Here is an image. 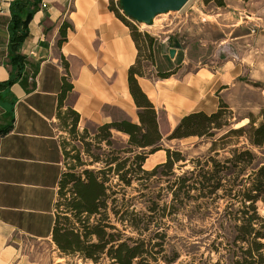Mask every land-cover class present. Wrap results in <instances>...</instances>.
<instances>
[{
  "label": "crops",
  "instance_id": "obj_1",
  "mask_svg": "<svg viewBox=\"0 0 264 264\" xmlns=\"http://www.w3.org/2000/svg\"><path fill=\"white\" fill-rule=\"evenodd\" d=\"M12 1L0 0V83L12 71L6 24ZM215 6L208 14L213 18H201L189 41L172 44L168 35L155 43L153 74L174 73L138 76L158 109L163 134L186 113L216 110L221 97L234 110L264 106V0H226ZM210 20L225 27L223 36L208 32ZM250 21L255 30L244 29ZM62 25L67 38L58 43ZM211 44L223 52L203 58ZM21 50L27 56L22 76L0 84V264L16 262L20 237L52 238L59 180L66 168L67 129L58 111L76 109L80 131L123 117L139 120L128 83L138 48L110 0H41ZM66 74L73 87L62 100Z\"/></svg>",
  "mask_w": 264,
  "mask_h": 264
},
{
  "label": "trees",
  "instance_id": "obj_2",
  "mask_svg": "<svg viewBox=\"0 0 264 264\" xmlns=\"http://www.w3.org/2000/svg\"><path fill=\"white\" fill-rule=\"evenodd\" d=\"M204 1L226 4V0ZM40 2L13 0L11 3V14L6 24L12 71L2 84L12 83L25 71L27 56L21 48L29 33V22L39 9ZM120 6L121 0H110L111 9L129 25L138 48L137 58L129 67L128 83L138 106L139 120L123 117L97 124L91 135L88 126L81 131L78 129L80 113L72 106H68L63 113L58 111L69 136L64 138L66 168L59 180L52 239L61 254L77 255L91 260L93 264H264V214H261L258 204L259 200L264 202V161L257 160L258 154L250 147L235 146L231 149L232 154L224 158L210 153L192 157V167L175 179L171 178L176 162L186 160V157L180 150L163 145L164 134L159 124L158 109L138 80V76H148L143 69V58L155 64L157 38L148 30H140L136 20L122 12ZM66 38L62 25L58 43ZM172 73L174 70H158L153 75L168 77ZM67 77L66 74L63 78L62 100L73 87ZM231 117L232 108L221 97L219 107L214 111L200 109L181 116L168 138L212 136L211 150H215L219 144H224L222 147L229 144L233 136L246 135L253 145L264 146V119L256 123L250 116L248 123L234 126L230 122ZM219 131H222L221 134L216 136ZM116 135L125 137L123 145L115 146ZM163 148L166 150L165 159L151 169L145 168L146 159ZM94 163L99 166H86ZM185 164L187 162H183L182 166ZM234 166L237 167L236 175L230 182L224 177L231 173ZM158 172L164 175L162 178L173 192V200L209 197L222 188L226 194L241 201L227 202L218 218L216 236L206 243L205 250L219 253L217 259L212 260L210 253L205 256V251L200 250L201 242L184 243L181 249L191 258H180L182 250L168 240L163 221L165 216L181 207L190 210L191 218L207 216L214 202L162 203L150 196L148 199L152 202H147L146 211L136 209L135 202H130L132 197L126 196L127 187L138 180L146 188L151 185L150 178ZM112 174L117 177L115 184L111 183ZM110 198L114 202H108ZM110 209L120 225L112 222ZM210 230L207 226L192 230V233L202 235Z\"/></svg>",
  "mask_w": 264,
  "mask_h": 264
},
{
  "label": "rangeland",
  "instance_id": "obj_3",
  "mask_svg": "<svg viewBox=\"0 0 264 264\" xmlns=\"http://www.w3.org/2000/svg\"><path fill=\"white\" fill-rule=\"evenodd\" d=\"M217 5V4H216ZM121 11L123 12L121 6ZM215 10H217L215 3L205 2L204 0H189L180 10H169L166 12H161L155 16V18L150 22H140L137 21V24L140 28V30H148L150 33L154 34L156 36V42L159 38L165 37L170 35L171 36V43H179L182 44L183 41H189L190 38L193 36V30L198 25L202 24L200 21L201 18H213L212 16H209V13H214ZM222 16V15H221ZM218 18V22L223 23V17L221 19ZM224 21H229L227 18ZM231 21V20H230ZM255 22V20H251ZM248 22L246 27L244 26V29L247 30L248 27L251 31V28L253 27V30L257 28L256 24H253L252 22ZM208 22L206 24V27L211 31L210 33L214 36H223L224 31L223 28L220 27V24L216 23V20L213 21H206ZM210 23V24H209ZM179 26H183L186 30L184 31L183 28L178 31ZM186 26V27H184ZM225 31H227L225 29ZM170 40V39H169ZM168 40V41H169ZM184 42V43H185ZM183 43V44H184ZM223 52V47L219 46L217 44H211L210 47L207 49L205 53H203V58L207 55H210L211 57H218V55ZM209 59V58H208ZM207 59V60H208ZM143 69L145 70L146 74L148 76H153V66L152 64L143 58L142 60ZM261 86L263 84H260ZM240 106V105H239ZM244 116L248 117V123L250 121V116H252L256 123L264 119V106L260 107L257 111H252L249 109L244 110L238 107L237 110L232 109V117L230 118V122L234 126H240L243 125L241 122L243 121L242 118ZM242 120V121H241ZM245 123V124H246ZM97 125L96 124H90L89 125V131L92 135V133L96 130ZM165 127L163 130L165 131ZM168 132H164V138H163V145L168 146L174 149H178L182 152V154L185 155L186 160H180L176 162L174 165V174H171V178L175 179L177 176L183 174L185 170L192 167V164L190 162V159L192 157L197 156H205L207 154H214L218 158H224L225 156H230L232 154V148L235 146H243L250 147L258 154V159L264 161V146L259 147L253 145L248 137L246 135H242L240 137L233 136L232 140L229 144H227L225 147H222L224 144H219L217 149L211 150V144L214 137L209 136H198V135H190L182 138H168V134L171 130H167ZM222 131H219L216 136H219ZM67 136H69V133L67 132ZM119 138V140H117ZM125 137L123 135H116L115 137V146H121L124 144ZM77 142V141H76ZM80 144V142H78ZM218 151V152H216ZM161 152V153H160ZM83 156H86L83 154ZM166 156V150L163 148V150L158 151L155 154H152L149 156V158L145 161V168L151 169L155 164H157L160 161H163ZM153 157V158H152ZM70 160V159H69ZM183 162H187V164L182 166ZM66 164V162H65ZM88 167H96L99 166V164H86ZM232 173V171H234ZM237 167L234 166L231 169V173L227 174L224 179L232 182L234 180V177L236 175ZM250 170V168L248 169ZM162 175L160 172L156 173L150 178L151 185H149L146 188H143V186L140 184L138 180H135L133 182L132 186L127 187V194L126 196L128 198L132 199L130 202H135L136 209H142L147 210V202H152L148 198L150 196H154L158 200V202H214V206L212 207L210 213L207 216H204L199 218V216H190L192 213L190 210H187L183 207L177 210V212L173 214H169L168 216H165L163 218V221L165 222L166 230L168 232V240H170L171 243L176 244L180 249L183 247V244L187 242V244H191L192 242H201L203 243L201 245V251H205V256L210 255L212 256V260H215L218 258L219 253L216 251L209 252V250H205L206 243L210 239H213L217 234V227H218V218H220L224 207L226 206L227 202H241L236 197L229 196L226 194L224 189L219 188L214 192L211 196L205 197V196H198L196 198L189 197L188 199L184 201L180 200H173V192L169 187L167 186V181L165 178H162ZM241 179V176L238 178L237 181ZM117 181L116 175H111V183L115 184L114 182ZM114 188H117L114 185ZM193 193H197V191L192 190ZM108 202H114L112 198L108 200ZM120 202V201H117ZM112 203H110L111 206ZM259 204V210L261 214H264V202L262 200L258 201ZM111 212V219L113 223H116L120 225V222L117 220V216L113 213V210L110 209ZM209 226L211 230L209 232H206L204 234H197L192 233V230H198L200 228H205ZM163 227V228H164ZM211 232V233H210ZM210 233V235H208ZM204 236H208L207 238ZM19 256L16 259V262L14 264H93L91 260H84L82 257H79L77 255H63L61 254L57 244L55 241L51 239H38L31 236H23L20 237L19 240ZM204 241V242H202ZM199 244V243H198ZM182 250V255L180 258H191V255H188L187 252L184 249ZM177 263V262H176Z\"/></svg>",
  "mask_w": 264,
  "mask_h": 264
},
{
  "label": "water",
  "instance_id": "obj_4",
  "mask_svg": "<svg viewBox=\"0 0 264 264\" xmlns=\"http://www.w3.org/2000/svg\"><path fill=\"white\" fill-rule=\"evenodd\" d=\"M189 0H121V8L128 16L140 22L150 23L157 14L169 10H180ZM176 49L172 47L170 54Z\"/></svg>",
  "mask_w": 264,
  "mask_h": 264
},
{
  "label": "bare ground",
  "instance_id": "obj_5",
  "mask_svg": "<svg viewBox=\"0 0 264 264\" xmlns=\"http://www.w3.org/2000/svg\"><path fill=\"white\" fill-rule=\"evenodd\" d=\"M246 122H247V121H244V120H243L241 123H242V124H245Z\"/></svg>",
  "mask_w": 264,
  "mask_h": 264
}]
</instances>
